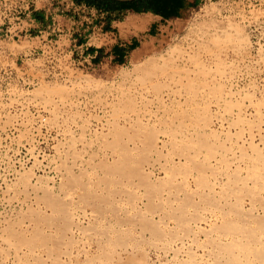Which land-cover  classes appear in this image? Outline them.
Returning <instances> with one entry per match:
<instances>
[{"label": "rangeland", "instance_id": "rangeland-1", "mask_svg": "<svg viewBox=\"0 0 264 264\" xmlns=\"http://www.w3.org/2000/svg\"><path fill=\"white\" fill-rule=\"evenodd\" d=\"M47 1L48 37L0 30V264H263L264 0H200L92 63L93 11ZM168 201L189 212L147 213Z\"/></svg>", "mask_w": 264, "mask_h": 264}, {"label": "crops", "instance_id": "crops-1", "mask_svg": "<svg viewBox=\"0 0 264 264\" xmlns=\"http://www.w3.org/2000/svg\"><path fill=\"white\" fill-rule=\"evenodd\" d=\"M200 0H185V5L179 8L180 13L187 10L189 7L195 5ZM93 11L92 28L103 29L107 33L99 35L96 38V46L91 47V52L97 50V56L91 59V62L98 61L102 58L110 59H126V57L133 51H137L148 46L149 42L155 38L159 29H164L161 15L152 11H133L130 9L102 11L91 6L89 8ZM50 7L46 12H40L42 19L37 20L35 17V27L45 29L46 34L51 35L53 28H51ZM156 17L158 19H156ZM161 18V19H160ZM71 35V34H70ZM88 35V34H87ZM87 35L79 38V42L85 40ZM179 167L174 164L164 165L162 167L159 177H167L170 181L178 179ZM154 184V183H153ZM154 190L157 191H173L177 196L182 193L189 194L191 189L195 186L184 188L182 185L176 187L175 185H168L166 183H158L153 185ZM189 212V208L181 202L168 201L166 203L151 204L147 209L148 214L158 213L165 218H174L177 215L184 216ZM224 228V225H223Z\"/></svg>", "mask_w": 264, "mask_h": 264}, {"label": "built area", "instance_id": "built-area-1", "mask_svg": "<svg viewBox=\"0 0 264 264\" xmlns=\"http://www.w3.org/2000/svg\"><path fill=\"white\" fill-rule=\"evenodd\" d=\"M69 3L71 5L75 4L72 0H69ZM83 5L86 8L91 7L85 3ZM47 9V0H0V30L13 39L15 36L17 38L21 36L23 38H32V34L35 31L46 33L45 29L35 27V18L33 17L35 12H46ZM105 33L107 31L101 28L93 29L84 41L79 42V39L77 40V48L82 52V60L92 63L91 59L97 56V50L91 52L90 49L91 47H98L96 46V38L100 34L103 35ZM48 36L49 34H46V37Z\"/></svg>", "mask_w": 264, "mask_h": 264}, {"label": "trees", "instance_id": "trees-1", "mask_svg": "<svg viewBox=\"0 0 264 264\" xmlns=\"http://www.w3.org/2000/svg\"><path fill=\"white\" fill-rule=\"evenodd\" d=\"M76 3H85L102 11L130 9L137 11H152L168 18L172 15H180L179 8L185 5V0H73ZM37 20H41L39 11L34 13Z\"/></svg>", "mask_w": 264, "mask_h": 264}, {"label": "bare ground", "instance_id": "bare-ground-1", "mask_svg": "<svg viewBox=\"0 0 264 264\" xmlns=\"http://www.w3.org/2000/svg\"><path fill=\"white\" fill-rule=\"evenodd\" d=\"M18 101V100H17ZM61 101V100H60ZM27 103V102H26ZM64 103V102H63ZM252 105V104H251ZM246 106V105H245ZM245 108V107H244ZM246 108H247V106H246ZM244 110V109H243ZM264 111V110H263ZM262 111V112H263ZM257 113L259 114V111H257ZM258 114H256V115H258ZM259 115H261V114H259ZM218 121H219V119H218ZM221 123V122H220ZM264 125V124H263ZM258 132H260V131H258ZM258 132H255V133H258ZM259 134V133H258ZM251 138V137H250ZM263 146H264V144H263ZM245 168V167H244ZM247 168V167H246ZM257 251V250H256ZM262 254V253H261ZM264 254V253H263ZM256 255V254H255ZM201 257V256H200ZM248 258V257H247ZM246 258V259H247ZM264 258V257H263ZM243 259H245V258H243ZM239 261V260H238ZM233 262V261H232ZM241 262V261H240ZM243 262L245 263L246 261H244L243 260ZM245 264H248L247 262L245 263ZM250 264V263H249ZM263 264H264V262H263Z\"/></svg>", "mask_w": 264, "mask_h": 264}, {"label": "water", "instance_id": "water-1", "mask_svg": "<svg viewBox=\"0 0 264 264\" xmlns=\"http://www.w3.org/2000/svg\"><path fill=\"white\" fill-rule=\"evenodd\" d=\"M125 1H130V0H125Z\"/></svg>", "mask_w": 264, "mask_h": 264}]
</instances>
